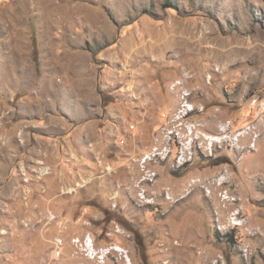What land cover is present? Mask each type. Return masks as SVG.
Listing matches in <instances>:
<instances>
[{
	"label": "rangeland",
	"instance_id": "rangeland-1",
	"mask_svg": "<svg viewBox=\"0 0 264 264\" xmlns=\"http://www.w3.org/2000/svg\"><path fill=\"white\" fill-rule=\"evenodd\" d=\"M0 264H264V0H0Z\"/></svg>",
	"mask_w": 264,
	"mask_h": 264
},
{
	"label": "built area",
	"instance_id": "built-area-1",
	"mask_svg": "<svg viewBox=\"0 0 264 264\" xmlns=\"http://www.w3.org/2000/svg\"><path fill=\"white\" fill-rule=\"evenodd\" d=\"M181 106L187 107V103H185V99L183 95L181 96ZM204 110V107H201V109L198 110V112H201ZM190 115H186L185 117H178V114L175 115V119L172 121V123H175V130H167L166 133H164V141L167 144H174V152L172 149H167L166 144L161 148V150H157V148H153L151 151V155H145L141 160L142 169L144 165L142 163L151 162V160L157 158L160 161H164L167 159V157H163V150H170V158L172 155H174L173 161H175L176 165L182 166L183 164L187 163L188 161H191V158L194 156L196 151L202 150L205 152L206 149H214L215 146L221 147L226 142V132L229 131L227 126H220L221 135L220 136H210L203 133V131L200 129V125L196 124L195 121H189L188 118ZM227 129V130H226ZM237 138V137H236ZM237 140V139H236ZM235 140V141H236ZM154 150V151H153ZM149 154V153H148ZM155 172L148 171L145 173V177H141L140 182L145 181L146 184L151 182V174ZM206 193L208 191H205ZM140 195V194H139ZM164 197L167 201L171 202L172 200L169 199V195L167 192L164 193ZM142 199L149 204L153 201V197H151V200L149 198L144 199V196H142ZM76 244H80L81 249H83V252L87 255V248H96L95 243L90 236L83 237L82 240L77 239L74 241ZM98 250V249H97ZM110 252H98V257H91L90 255H87L89 258L94 259L97 258V260L100 263L104 262V259L108 256Z\"/></svg>",
	"mask_w": 264,
	"mask_h": 264
},
{
	"label": "bare ground",
	"instance_id": "bare-ground-1",
	"mask_svg": "<svg viewBox=\"0 0 264 264\" xmlns=\"http://www.w3.org/2000/svg\"><path fill=\"white\" fill-rule=\"evenodd\" d=\"M185 103H186V102H185ZM187 107H188V106H187ZM187 107H186L187 111H186V109H185V110L182 109L184 112H183L182 115L179 113V114H180L179 117H185L186 115H189L188 112H191V109H188ZM184 108H185V107H184ZM182 110H181V111H182ZM246 136H247V135H246ZM168 154H169V153H167V150H164V151H163V157L168 156ZM153 178H155V174H154V173L151 174V181L153 180ZM221 179H223V178H221ZM113 249H114V251H117V252H118V251H122V250H119L118 248H117V249L113 248ZM87 251H89V248H87ZM90 252H91V251H90ZM95 252H96V251H95ZM129 263H130V262H129Z\"/></svg>",
	"mask_w": 264,
	"mask_h": 264
}]
</instances>
